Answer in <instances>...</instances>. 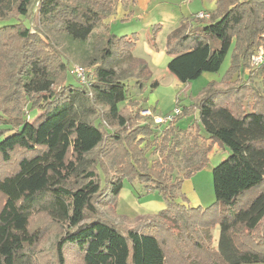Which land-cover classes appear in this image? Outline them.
I'll return each mask as SVG.
<instances>
[{
    "label": "trees",
    "instance_id": "trees-1",
    "mask_svg": "<svg viewBox=\"0 0 264 264\" xmlns=\"http://www.w3.org/2000/svg\"><path fill=\"white\" fill-rule=\"evenodd\" d=\"M133 1L0 0V264H35L36 246L55 227L59 264L69 247L83 264H264V66H249L264 0H216L208 18H183L167 34L166 70L178 81L217 72L227 55L229 65L191 104L176 100L181 112L163 126L140 114L146 97L128 95V80L142 88L149 78L132 54L136 34H95ZM53 32L75 44L94 36L79 60L90 69L86 82L70 73ZM125 58L137 68L118 73ZM214 143L228 151L212 168L214 201L187 207L177 201L186 200L183 180L206 166ZM125 178L158 192L166 208L132 222L119 214ZM36 216L46 221L32 226Z\"/></svg>",
    "mask_w": 264,
    "mask_h": 264
},
{
    "label": "rangeland",
    "instance_id": "rangeland-1",
    "mask_svg": "<svg viewBox=\"0 0 264 264\" xmlns=\"http://www.w3.org/2000/svg\"><path fill=\"white\" fill-rule=\"evenodd\" d=\"M35 5L36 4L34 3V16L31 18L30 21L28 19H25L26 24H28L31 27H33L36 23ZM185 5L183 6V9L185 8ZM177 8L180 9L179 7ZM158 12L159 11L157 9H154L152 13L148 12L147 15L144 14L143 16H141V18H138V19L128 18L125 20L118 19V20L111 21L109 25V30L117 34H124V33L131 34L130 32L138 30V32L141 35L140 37L141 40L138 42L139 46H137L136 47L137 49L134 50V54L141 56L143 58H147V54L146 53L144 54L142 52L145 49L144 43H143V40L145 39V36H146L145 27H147L148 19L152 17V19L154 20ZM208 15H209V12H208ZM107 21L108 19H105L103 24H101L95 30V34L97 33L96 35H98L99 33L103 32L105 29L108 28V24H106ZM154 22L156 23L152 26V29L154 26L156 27L157 25V21H154ZM158 23H160L159 26L161 28L160 30L157 29V33L158 32L159 33H158V37L156 38V43L164 51L165 40H166L165 37L167 36L168 33L171 32V31L169 32L170 23L167 21H164L163 19H158ZM50 37H51L50 41L54 45H56L58 49L61 50L64 57L69 61V64L80 63L79 62L80 59L82 60L85 56L90 55L93 51V42L95 40L94 36H91L88 41L82 44H75L74 42H71L67 38H65L64 35L57 33V32L50 33ZM209 41H210L212 48H216L218 46L219 42L216 36L209 35ZM132 54H133V50H132ZM114 66L118 73L130 72L131 68L133 70H136L135 68H137V61H133L129 58H125L124 60L115 62ZM249 66H250V63H249ZM262 66H264V64ZM250 69L254 70L253 68H251V66H250ZM155 73L157 74V71H155ZM209 74L210 72H203L202 76H199L197 79L190 81L189 86H187V93H194L196 88L199 87L200 84H202L205 81V79L208 77L207 75ZM165 75H170V78L169 79L165 78L164 77ZM172 77L173 76L167 70H164V71L158 70L157 78L160 79L161 86L155 92L156 98L158 100V104L155 106L156 108L154 109L153 107L152 108L148 107L151 109L152 113L155 112L154 114H161L163 113L164 110H168V109L171 110L174 107V99L171 96L173 85L171 83L173 80L179 84L183 82H180L174 77L173 78ZM127 87H128V95H130L131 97L132 96L139 97V94H141L142 96L146 98L149 96V92L148 91H146L145 93L142 92V89L140 88V86L134 83L133 79L128 80ZM182 87L183 86H181L180 91H179L180 95L183 93ZM121 105L122 103L119 104V106ZM145 110L146 109H142L140 111V114L144 115ZM152 110H155V111L153 112ZM30 116H33V118L36 116L34 114V111L30 112ZM144 116H147V115H144ZM183 123L184 121L181 122L182 126H183ZM3 127H5V125L0 124V128H3ZM227 155H228L227 150L218 149L217 146L213 144L212 149L210 150V153H209L208 165L205 168H202L201 170L195 172L193 177L191 178L192 186L195 192L200 196L204 206H207L211 202L214 201L213 186H212V169L210 167V164L216 165L221 160L226 158ZM149 158H153V155L149 154ZM142 186L143 185L140 184L137 180H130L128 178H125L123 181L122 189L119 194V203L117 204V212L119 214H125L126 212H128L129 215L128 214H125V215L128 217V220L131 222L136 217V215L134 214H140V215L147 214V212H145V210L147 209L145 207V204H143L144 201H148L146 200L147 198H153V197L158 196L159 200H162V197L158 195V192H155L157 196L153 193L145 196V193H143L144 189ZM139 193H142L143 195H140ZM157 200L158 199L156 198V199H153L152 201H157ZM132 202L134 203L132 204ZM188 202L189 203L191 202L190 205L192 204V200L189 199ZM181 204L185 205L184 203H181ZM128 206H129V210L127 211L123 210V208H127ZM185 206L188 207L189 205H185ZM131 214H133L134 216ZM113 218L114 220L118 221L117 217L113 216ZM45 221L46 219L43 216H36L35 219L33 220L32 226H41ZM57 229L58 227L51 228L43 234V237L41 238V240L39 241L35 249V252H36V257L34 258L35 264H59L57 257L55 255V251H54V244L56 240V235L58 233ZM210 233L213 237L212 244L215 245L219 230L216 227L212 229ZM64 264H83L81 260V255L77 251L73 250V247H69V249L65 251ZM242 264H262V263H242Z\"/></svg>",
    "mask_w": 264,
    "mask_h": 264
},
{
    "label": "crops",
    "instance_id": "crops-1",
    "mask_svg": "<svg viewBox=\"0 0 264 264\" xmlns=\"http://www.w3.org/2000/svg\"><path fill=\"white\" fill-rule=\"evenodd\" d=\"M184 5H185V8L183 9ZM194 5H195V7H194ZM215 6H216V0H134L133 3L129 2L127 7L122 5V4H118L115 12L113 14H111L110 17L108 16L106 18V19H108L106 24H108V29H109V25H110L111 21L118 20V19L119 20H125L128 18L138 19V18H141V16H143L144 14L147 15L148 12L152 13V11L154 9H157L159 11L154 20L152 19V17H150L148 19L147 27H145L146 36H145V39L143 40L145 49L142 52L144 54L145 53L147 54V58H143L141 56L134 54V50L137 49L136 47L139 46L138 42L141 40V38H140L141 35L138 32V30L130 32L131 34L124 33V35H128V36L132 35V34H136L137 39L135 42V46L133 48V56H135L136 59H140L143 62H145L147 65V70L149 71V78L143 82V84H142L143 87L142 88L140 87L142 89V92H144V93L146 91L149 92V96L147 97L146 101L143 103V109H150L148 107H151V108L153 107L154 109L156 108L155 106L158 104V100L156 98L155 92L161 86V81H160V79L157 78L158 70H160V71L166 70V65H167V62L170 58L169 56L166 55L165 48L163 51L156 43V38L158 37L159 32L156 33L155 40H151V38L153 37L152 26L156 23L154 21H157V24H159V25H160V23H158V19H163L164 21L169 22L170 23L169 32H170L179 25L180 21L183 18H190L192 16H195L196 13L199 11L210 12L215 8ZM177 7H179L180 9H178ZM160 28L161 27H159L158 30H160ZM115 34H117V33H115ZM118 35H123V34H118ZM228 65H229V56L227 55L226 58L224 59L222 65H221L220 69L217 72H210V74L207 75L208 77L205 79V81L202 84H200L199 87L196 88L194 93H187V86H189L190 82H183V83L179 84L173 80L171 83L173 85V90H172L171 96L174 99V105H175L176 100H178V99L180 100L181 104H185V105L191 104L193 97L198 93V91L207 82H209L211 80H219L221 78L222 74L225 72ZM155 71H157V74L155 73ZM245 73L247 74V70ZM202 74L200 76H202ZM164 77L169 79L170 75H165ZM261 78H262V80H264V71L262 73ZM152 79L158 80V85L153 89L149 88L150 81ZM134 83H135V80H134ZM181 86H183L182 87L183 93L180 95L179 91H180ZM175 87H177V88H175ZM141 96L142 95L139 94V97H141ZM135 97H137V96H133L132 98H135ZM139 97H137V98H139ZM152 111L154 112L155 110H152ZM169 111H170L169 109L164 110L163 113H161V114L167 113ZM190 116L193 117V115H190ZM190 116H188V117H190ZM184 119L185 118H182L181 121H184ZM178 123H180V120L178 121ZM189 123L190 122L189 121L187 122V120L184 121L182 127L185 128L186 130L187 129L189 130V128H188V127H190ZM215 145L217 146L218 149H223L218 144H215ZM208 157H209V154H208ZM208 163L206 164V166L208 165ZM214 166H215V164H210L211 169ZM192 177H193V175L190 178L184 179L183 183H182L181 192L186 196V200L183 201L181 198H179L177 201L179 203H184L185 205H189V206H198V205L204 206L200 196L195 192V190L192 186V183H191ZM143 193H145V196H147L148 194H151V193L156 195L155 192H146L144 190H143ZM139 194L143 195L142 193H139ZM156 198L158 199L157 201H152L153 199H156ZM189 199L192 200L191 205H190L191 202L190 203L188 202ZM146 200H148V201H144L143 204H145V207L147 209V210H145V212H147V214H144V215H156L157 213H159L160 211H162L166 208V203L163 200V198H162V200H159V198L157 196V197H153V198H147ZM118 203H119V198H118ZM133 203L134 202H132V204ZM123 210H125V211L129 210V206L127 208H123ZM125 214L129 215L128 212H126ZM131 215H133V214H131ZM134 215L137 216L140 214H134Z\"/></svg>",
    "mask_w": 264,
    "mask_h": 264
},
{
    "label": "built area",
    "instance_id": "built-area-1",
    "mask_svg": "<svg viewBox=\"0 0 264 264\" xmlns=\"http://www.w3.org/2000/svg\"><path fill=\"white\" fill-rule=\"evenodd\" d=\"M197 18L206 19L209 17L208 12L199 11L195 15ZM249 63L251 68H258L260 65L264 64V32L261 34V44L255 49V51L250 55ZM69 71L79 82H86L87 77L90 73V69L82 66L79 63L70 64ZM181 109L179 106L174 105V107L167 113L164 114H154L151 110L146 109L144 115L151 118V121L155 125H168L170 124L177 115H179Z\"/></svg>",
    "mask_w": 264,
    "mask_h": 264
}]
</instances>
